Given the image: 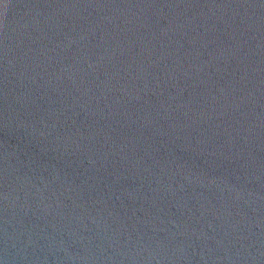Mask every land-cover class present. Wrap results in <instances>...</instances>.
Segmentation results:
<instances>
[{"label":"water","instance_id":"water-1","mask_svg":"<svg viewBox=\"0 0 264 264\" xmlns=\"http://www.w3.org/2000/svg\"><path fill=\"white\" fill-rule=\"evenodd\" d=\"M0 264H264V0H0Z\"/></svg>","mask_w":264,"mask_h":264}]
</instances>
